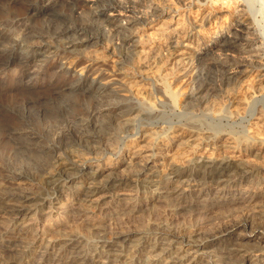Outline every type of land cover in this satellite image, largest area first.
Masks as SVG:
<instances>
[{
    "label": "bare ground",
    "instance_id": "1",
    "mask_svg": "<svg viewBox=\"0 0 264 264\" xmlns=\"http://www.w3.org/2000/svg\"><path fill=\"white\" fill-rule=\"evenodd\" d=\"M31 1L42 0H6L0 7V257L3 256L0 264H25L40 247L44 248L40 257L45 264H160L163 261V264H264V230L255 227L257 223L264 227V209L259 218L258 212L254 215L259 219L253 221L254 226L251 217H242L239 222H226L213 232L203 233V215L213 207L233 210L234 206L240 209L241 205L264 201V182H261L264 162L260 163L264 159V113L254 123L263 127L258 132L238 137L229 135L226 139L220 138V131L201 129L182 130L175 138L170 133L161 137L157 124L150 123L141 134L145 144L138 147L129 144L128 135L123 136L120 131L128 133L132 129L133 136L139 135L138 125L149 120L146 117L149 113L125 97L113 83L117 74L123 75L140 54L144 56V51L152 55V63L169 56L174 60L175 67L171 68L174 76L180 74L185 78L190 68L194 71L186 106L191 110L203 105L208 93L220 91L217 74L226 81L229 74H241L239 68L243 66L264 71V63L245 59L234 64L223 60L202 64L198 62L202 59H197L195 65V55L190 53L194 48L193 33L182 41L165 40L164 49L161 43L143 49L144 42L150 40L142 38L143 30L160 23L165 15L173 18L166 8H158L159 5L156 7L151 2L143 12L133 11L125 1L112 7L119 15L126 16L129 12L134 15L127 16L126 27L115 24L119 19L116 16L112 19V30L109 26L106 30L98 26L101 18L96 14L80 11L78 0L70 4L71 8L65 7L62 13L50 17L47 15L51 13H41ZM193 2L204 11L219 0ZM98 3H94L97 10L108 9ZM245 5H240L243 7L237 12L236 25L247 30L255 21ZM211 12L203 19L209 20ZM39 16L42 22L37 23L35 18ZM10 29L12 34L8 35ZM240 30L225 38L223 46L237 48L239 44L233 39L240 37ZM111 37H115L114 43ZM259 41L249 40L246 45L250 47ZM80 45L90 50L82 52L78 50ZM23 48L28 54L19 57L18 50ZM260 56L256 57L264 59ZM37 57H42L38 63ZM112 57L116 67L103 68ZM149 57H145L148 61L143 57L145 62H149ZM97 62L102 65L97 66ZM79 64L86 75L80 83H71L68 71ZM144 65L141 72H135L141 80L149 79L144 70L151 63ZM12 69L31 75L19 94L4 78ZM92 73L95 76L90 75L93 77L90 81ZM88 80L91 84L87 89L96 92L91 102L78 96ZM157 82L175 101L176 93L165 75L161 74ZM146 189L153 198L141 199L144 206L150 205L149 212L158 210L150 203L152 199L163 200L173 219L182 211L193 213L187 226H179L177 220L176 225L168 224L164 217L153 226L126 228L115 239L100 236L90 241L79 233L78 228L85 227L97 234L109 227V219L116 217L121 223L115 215L117 211L134 212L138 204L133 193ZM88 206L98 214L89 213ZM253 212L256 213L254 208ZM54 214L58 215L55 219ZM50 219L57 224H67L70 220L79 225L61 238H48V229H42L38 223ZM125 241L133 243L129 244L133 245L132 250L124 249L129 246Z\"/></svg>",
    "mask_w": 264,
    "mask_h": 264
},
{
    "label": "rangeland",
    "instance_id": "2",
    "mask_svg": "<svg viewBox=\"0 0 264 264\" xmlns=\"http://www.w3.org/2000/svg\"><path fill=\"white\" fill-rule=\"evenodd\" d=\"M73 1L74 0H66V1L50 0L46 2L42 0L37 3L35 1H31L30 4L35 3V5L32 4V6L34 8L36 7V9L38 8V10H40L41 13H45V12H47V14L51 13L47 15L50 17L51 15L52 16L55 15L57 12L62 13L61 11L64 10L65 7L71 8L70 4ZM78 1L82 6V10L80 9V11L84 10L85 12L96 14V17L98 19L101 18L99 21H97L98 26L101 29L105 28L106 30L109 29L112 30L113 28L112 26H114L112 21L116 18L119 19L115 24H120L122 26L124 25L123 27L129 26L128 25L129 18L127 16L129 15L132 16L134 14L129 12L126 13V16H124V14L122 16L119 15L120 14L119 11H115L112 8L119 4H122L124 1L127 2L128 5H130V8L132 10L134 9L133 11H135L136 9V12L138 10H141L142 12L146 11L147 8L145 6L148 5L150 2L154 3L153 5L156 7L159 5L158 8H162V9L166 8L167 10L166 9L165 10L168 12L169 15L173 16V18L165 15L161 20L162 23L160 22L154 25L153 27H146L143 30L144 34L142 38L144 40L150 39L147 43L144 42L146 45L145 44L142 45L143 49H147L148 47L154 48L155 46L158 47L160 43H161L160 45L161 49H164L162 43L165 42V40H168L169 43H171L174 40L182 41V39L185 38L187 35H191L193 33L192 38L194 40V44L192 45L194 48L193 50H190V53L192 55L193 54L195 55V60H194L195 65L197 59H202L201 61H198L200 63L202 62V64L203 63L207 64L212 61L216 62L219 60H223L227 62V64H231V63L234 64L235 62L236 63L242 62L245 59H250L252 61H262V63H264V59L261 60L259 57H256L261 55L260 57L264 58V0H219V2L216 5L211 6L212 9L207 8L204 11L201 10L202 8H199L196 5H194L193 2L194 0H190V1L188 0L187 1L186 0H78ZM110 1L112 2V4ZM3 2L5 3L6 0H0V7L2 6V4H4ZM98 2L101 3L103 6L108 7V9L102 10L103 12L100 11L99 9L97 10L94 3H98ZM184 2L186 5L184 4ZM228 2H230L229 7L227 5ZM238 2L239 4H237ZM244 3L246 4L245 5L246 9L247 7H249L250 14L252 13L250 17L251 16L253 17V18L251 17V19L254 20L255 23L253 25H250V29L247 30L245 27L239 26L242 30V32L238 33L240 37L233 39V41L234 40L236 41V44H239L237 48L236 47L228 48L226 46L224 47L223 43L225 38L226 40L227 38L229 39L230 38L229 36H231L232 33L236 32V30L238 29L240 30V28L236 25L237 16H238L237 12L240 9H242L243 6L241 7L240 5L241 4L244 5ZM220 4H222L223 6ZM48 5H50V7H48ZM190 5L194 7L192 9L188 8ZM208 12L213 13L208 18L209 20H206L207 18L203 19L206 17ZM41 18H42L41 16H39L38 18L36 17L35 18L36 22L37 23H40V21L42 22ZM107 20H109L110 22ZM107 26H109V29ZM6 33L8 35L12 34V30L10 29ZM75 37L77 39L80 38L79 40H81L82 38L81 36H75ZM75 37L70 36V38H75ZM257 39L260 40L259 42H261L262 44L259 42H253L252 43L253 45L250 47L246 45L249 40H257ZM110 41L111 43H114L115 37H111ZM209 43L211 45L209 47H205ZM85 46L86 45H80L78 47V50L82 52L89 51L90 50L89 47L87 46L85 47ZM142 48H140L141 51ZM26 50H27L26 48L18 50V56L21 57V55L22 56L27 55L28 53ZM146 53L147 52L144 51L143 53L144 56L140 54L139 59L140 57L141 59L139 60L137 59L138 58L137 57L136 58L137 60L135 59V62H133L132 67L125 68L124 70L125 72H123V75L117 74L118 76H116L115 77L116 79L113 81V83H116V86L114 87H116L119 91H121V93L125 97L132 100V102L134 103H138L140 106L144 108V110L147 113H149L146 116V117H150L149 120H147L146 122H142L140 125H138L139 126L138 131L140 132L139 135L133 136L135 131H133L132 129L128 130V133H125V131L123 130H122L123 132L120 131L123 136L128 135L127 141H129V144L131 143L134 146H138V147L145 144V139L141 137V134H144L143 132L147 131V127L149 126L150 123L157 124L158 126L157 131L159 132V136L161 137H164L166 133L168 134L170 133L169 136L174 137L177 133L181 132L182 130L201 129L205 131L212 130L211 132H214V130H216L217 132L220 131L219 132L221 133L220 138L226 139L229 135L232 137H238V136H245L248 133L254 134L255 131L258 132L260 129L263 128L262 126H260L258 122L256 125H254V123L258 121L257 117L259 116V114L264 113L263 112L264 111V76H263L264 71H261L259 68L253 69V68H245L243 66L239 68L240 71H242L241 74L238 75L229 74L228 77L230 76V79H226V81L223 79L221 74H217L218 77H216L215 79L217 84L221 85L220 91L217 92V94L216 91L212 94L208 93L206 97V102L203 105L190 110L186 108V106L190 99L188 96L192 91L191 90L193 86L192 81L193 78L195 77L194 71L191 70L192 68H190V70L187 71L185 78H183V75L180 74H178V76H174V74L171 73V68L175 66L173 63L174 60L172 62L171 57L165 56V59L163 61H160V59H156L152 63L153 61L151 58L152 55ZM97 55L100 56L102 54H97ZM143 57L144 58L149 57V62H145L146 58L144 59ZM41 59L42 57H37L36 61ZM114 59L115 58L112 57V59L107 60L106 64H108V66L103 68H108L109 70L115 68L116 62L115 61L113 62ZM138 62L140 63V65ZM143 62L145 64L147 63V65L151 63L149 68L150 70L149 69L146 71L144 70L146 75H148L149 77V79L147 80H143V79L141 80L138 77V73H135L138 71L141 72V70L144 69L145 65ZM194 64L191 65L190 67L195 66ZM99 65H102V62H97V66ZM77 66H72L73 68H71L70 71H68L70 82L75 84L80 83L79 81L81 79H84V76L86 75L85 70L82 71L83 65L79 64ZM161 74L165 75V79L167 80L169 87L176 93L175 101H173L170 98V96L164 92L162 86H160L159 82H157V79H159ZM90 75H92L93 77L95 76L93 73L89 74V76ZM92 76H90L91 77L90 81L93 78ZM4 78L8 86L12 87V89L18 93L19 91L23 90L24 85L29 81L28 79L31 78V75L28 73H22V72L19 73L17 72V70L12 69L8 71V73L4 76ZM90 81L88 80L86 82L85 88L80 90V92L78 93L79 98L87 102L90 100L93 101V98L96 96V92H94V90L91 91L87 89L88 86H90L91 84ZM19 83L20 85L18 86ZM201 94H205V92L204 93L202 92ZM253 113L255 116L254 118H253ZM248 130H250L251 133L248 132ZM170 142L173 143L175 141L171 140ZM126 153L129 154V152ZM112 157H116V155ZM128 157L129 156L127 155V158ZM263 162L264 159L261 158L260 163ZM261 182L263 183L264 180H261ZM136 192H134L133 195L138 205L137 208L134 210V212L124 213L123 211L120 212L117 211L118 214L117 213L115 214L114 212V214L118 215V218L121 219V223L119 222L120 220L118 221L116 219L117 217L109 219L108 221L110 223L107 222V226L109 227L108 228L105 227V229L101 230L102 233H104V235L100 233L101 231L97 234L92 233L91 230H89V228L88 231L92 234H88L89 232L86 229H84L85 227L78 228V230L80 229L79 233L80 234L82 233V235L84 234L85 237H88L90 239V241L91 240L95 241L100 236L101 237L103 236L104 238L107 239L108 238L115 239V237L120 233V231H124L126 230V228L137 230L140 227H144L146 225L153 226L154 223H157L158 221L159 222L163 221L164 217H165V221L166 222L168 221L167 222L168 224L172 223L173 225L178 222L177 223L178 225L180 224L181 226L184 227L187 226L186 224L188 223V221H191V217H193V213L182 211L179 213L177 219L175 218L173 219L169 214L170 213V210H168L169 207L167 208V204H165L164 201L160 199L157 200L152 199L150 201V203L156 205L158 208L157 212L151 213L149 212L150 205L144 206L141 197L143 196L151 197L153 196L152 193L149 191V189H146V191L140 190V192H137V194H135ZM257 202L256 203L254 202L251 205L249 204L243 205L246 207H243L241 205L242 208L240 207V209L239 206L238 207L234 206L233 210H230L232 209L231 207H228V209L227 207H220V208L213 207L214 209H212V211H208L203 215L204 217L202 216L204 220V227H203L204 230L202 229L203 233L207 234L210 233V231L213 232L218 227L220 226L222 227L223 225H225L226 222H228L229 224L233 223V221L239 222L242 219V217L243 219L246 218L250 219L251 217V221L252 222L255 221L256 223L257 219L260 217V214L262 213L261 210L264 209V201L261 202L259 201V203ZM255 205L257 206L256 208ZM72 207L73 206H71V208ZM113 207H115V205ZM113 207L111 209H113ZM141 207L145 208L146 210H144ZM253 208L256 213L253 212ZM255 209H259V211H256ZM88 210L89 213L91 214L93 213L98 214V212L95 211L92 206H88ZM257 212L259 216H257L258 215ZM43 213H40L39 215V217L42 219L44 218ZM247 214L248 216H246ZM254 215H256L258 218L256 216L254 218ZM57 216H58L57 214H54L53 218L55 219ZM226 217L227 219H229V221L226 219ZM231 219H233L232 222H230ZM72 222L69 220L67 224H57L54 222L53 219H50L47 220L46 222L45 220L41 221L40 223H38V225L42 229H46V230L48 229V233H49L48 238L51 237L61 238L66 234H69V232H72L71 230H73L77 225H79L77 223H72ZM254 225L255 224L253 222V226ZM255 227H257V229L264 230V227L263 226L261 227L260 223L259 224L257 223ZM124 243L125 245L128 246L131 242L125 241ZM132 246L133 245H129L128 247H124V249L126 250L131 249ZM43 249H44L43 247L42 248L40 247L39 249L37 248L34 255H31L26 260L25 264H38V262L40 264H45L41 262V257H40V255L43 252ZM164 262L165 261H163L160 264H163Z\"/></svg>",
    "mask_w": 264,
    "mask_h": 264
}]
</instances>
